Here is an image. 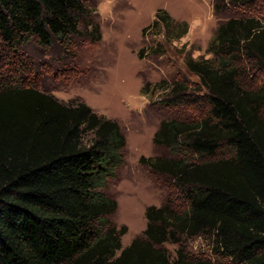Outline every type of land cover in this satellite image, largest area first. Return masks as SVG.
Here are the masks:
<instances>
[{"label": "trees", "instance_id": "obj_1", "mask_svg": "<svg viewBox=\"0 0 264 264\" xmlns=\"http://www.w3.org/2000/svg\"><path fill=\"white\" fill-rule=\"evenodd\" d=\"M89 17L85 0H0L1 52L20 73L24 46L68 43L93 24ZM160 25L169 41L188 32L164 10L152 28ZM208 50L217 66L186 62L204 97L181 96L183 84L171 91L175 105L205 102V115L192 124L163 122L154 138L203 163L147 161L173 180L186 208L149 207L143 237L125 249L128 229L111 220L118 203L102 192L124 165L119 124L22 78H0V264H264V89H244L236 68L241 56L264 65V28L253 18L229 19ZM183 237L210 240L218 262L191 259L183 247L171 259L162 246Z\"/></svg>", "mask_w": 264, "mask_h": 264}, {"label": "rangeland", "instance_id": "obj_2", "mask_svg": "<svg viewBox=\"0 0 264 264\" xmlns=\"http://www.w3.org/2000/svg\"><path fill=\"white\" fill-rule=\"evenodd\" d=\"M85 1L90 12L87 23L93 24H83L81 35L68 43L55 42L45 49L35 42L24 46L17 59L25 64L24 71L16 73L10 55L1 52L0 46V78H22L26 87L50 94L63 104L84 102L99 116L119 124L127 141L124 165L102 192L118 203L111 220L118 228L128 229L122 237L125 249L143 237L149 207L186 208L173 180L153 171L147 161L185 159L192 165L203 163L195 156L184 155L180 148L154 143L163 122L192 124L205 115V102L187 100L175 105L176 95L171 97L177 84L187 87L180 95L190 100L206 94L200 78L188 70L187 60H210L217 66L218 60L208 49L219 26L229 19L253 18L264 28V2ZM159 10L166 11L177 23H186L188 32L179 40L169 41L162 25L152 28ZM236 68L244 89H264L263 64L241 56ZM261 115L264 118V110ZM162 247L171 259L183 247L191 259L218 262L211 241L205 237H183L180 243Z\"/></svg>", "mask_w": 264, "mask_h": 264}]
</instances>
